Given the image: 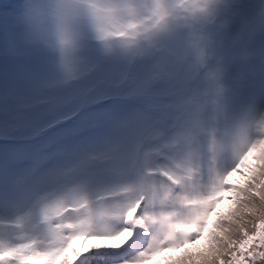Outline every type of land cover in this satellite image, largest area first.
<instances>
[{"label":"rangeland","instance_id":"obj_1","mask_svg":"<svg viewBox=\"0 0 264 264\" xmlns=\"http://www.w3.org/2000/svg\"><path fill=\"white\" fill-rule=\"evenodd\" d=\"M127 2L129 5L136 3L134 0ZM211 2L221 7L223 18L238 15L241 27L228 21L234 38L211 45L208 41L217 37L218 31L207 26V21L199 23L204 33V48L211 45V57L189 81H185L188 82L184 87L163 97L157 94L126 97L124 93L130 91H116L121 97L102 106L90 105L97 95L79 91L77 85L82 76L72 78L71 88L54 89L51 82L57 77H70L81 67L99 60L108 46H113L118 55L124 54V45L91 44L87 35L100 33L91 20L33 38L26 33L20 15L23 0L0 5V124L1 131L9 135L0 142V218L18 222L22 234L40 239L48 228L44 220V210L48 206L56 201L76 205L83 199L95 213L92 232L85 235L88 239L84 241L90 245H110L122 239L115 229L129 202L138 204L137 197L142 200L143 193L150 222L158 219L163 226L170 216L184 213V208H178L177 204L186 199L182 195L186 184H194L193 195L201 198L225 188L226 181L221 177L235 161L242 129L264 111V9L261 7L264 1ZM132 15L130 20L140 16L135 11ZM109 53L114 56L111 48ZM124 57L127 59L128 55ZM100 68L94 77L117 78L127 72L122 58L108 60ZM210 93L214 94L217 106L209 107L204 113L202 107L209 98L200 97ZM199 99L202 101L195 104ZM174 121H179V125L175 127ZM197 125L218 128L212 135V143L209 139L200 140L196 134ZM53 130L56 131L50 133ZM163 137L165 140L184 138L180 147L164 151L158 161L164 170L173 172L183 181L175 192L164 180L157 181L143 173L144 166H156L154 158H151L154 162L144 159L142 168L139 161L130 167L137 145L154 146L160 144ZM93 155L99 157L91 158ZM102 155L110 157L101 160ZM233 180L243 182L238 173ZM117 187H131L132 191L110 201L94 202V194ZM238 192L234 186L225 188L221 198L190 207L189 211L194 210L195 215L183 214L182 222L199 228L206 227L214 219L228 220L233 225L246 223L242 201L231 211L235 199L239 198ZM218 200L221 203L217 206ZM208 215L210 220L203 223ZM39 219L44 220L42 225L37 223ZM139 240L137 248L124 258L146 246V239L140 237ZM80 242L72 241L65 249L68 254L72 253L68 260L75 259V252L85 243ZM206 247L205 236L195 243L189 241L183 248L157 251L141 264H179L186 252ZM159 257L166 259L153 261ZM35 258L39 261L51 259L41 256L32 257L31 261L35 262ZM56 258L63 261L66 256L63 252ZM98 260L100 258L93 255L92 264H97Z\"/></svg>","mask_w":264,"mask_h":264},{"label":"snow or ice","instance_id":"obj_2","mask_svg":"<svg viewBox=\"0 0 264 264\" xmlns=\"http://www.w3.org/2000/svg\"><path fill=\"white\" fill-rule=\"evenodd\" d=\"M187 2L196 10L206 8L211 0H206L203 4L200 0ZM88 7L97 19L116 18L113 8L102 7L92 0H89ZM153 15L159 22L166 13L157 6ZM104 35L123 37L125 34L122 31L114 34L104 31ZM250 129L254 134L250 133ZM237 173L243 178L242 183L233 180L234 174ZM221 179L226 181L225 188L234 186L239 189L246 223L233 225L228 220L214 219L206 227L199 228L195 224L182 222L183 214L189 217L195 215L194 210L189 211L191 205L185 207L183 204H177L178 208H184V213L170 216L168 222L161 226L158 219L150 222L145 200L137 197L139 203L129 202V207L115 229V232L122 236L118 243L98 246L85 242L80 250L75 252L74 260L65 258L60 264H92L93 254L100 257L97 264H109L110 261L141 264V261L157 251L183 248L189 241L195 243L205 236L206 249L186 252L180 258L179 264H264V118L253 121L242 129L235 161ZM181 183L183 181L177 179V190ZM195 191L194 184H186L182 195L189 201L199 199L194 197ZM94 217L95 213L89 209L86 200H78L75 208L64 201H56L44 210L48 228L40 239L22 234L19 231L22 228L19 223L14 225L17 231L6 230L0 225V264H30L29 257L41 256L51 258L50 264H54L55 258L63 253L76 237L92 232ZM140 237L147 240L146 246L135 250L132 255L120 259H103L109 253L136 249Z\"/></svg>","mask_w":264,"mask_h":264},{"label":"clouds","instance_id":"obj_3","mask_svg":"<svg viewBox=\"0 0 264 264\" xmlns=\"http://www.w3.org/2000/svg\"><path fill=\"white\" fill-rule=\"evenodd\" d=\"M88 2L89 0H23L20 15L25 31L33 38H41L53 29H63L67 25L91 20L101 33L107 31L114 34L121 31L131 19L127 0H92L102 7L115 9V19H97L88 7ZM205 2L206 0H200L201 4ZM109 37L115 38V35ZM250 133L254 134L253 130L250 129Z\"/></svg>","mask_w":264,"mask_h":264},{"label":"trees","instance_id":"obj_4","mask_svg":"<svg viewBox=\"0 0 264 264\" xmlns=\"http://www.w3.org/2000/svg\"><path fill=\"white\" fill-rule=\"evenodd\" d=\"M88 65V64H87ZM87 65L86 66H84V67H81L80 69H78L77 71H76V74L77 75H79V76H84V74H85V72L87 73V72H89V70H90V68H92V67H89V68H87ZM129 81H131L132 83H131V85L130 86H133L136 82H137V80H138V76L137 75H129ZM154 81H155V73H152V76H150L149 78H148V81L146 82L145 81V85H144V87L145 88H147V90H149V89H151L152 87H154ZM239 198H237V199H235V203H234V205L231 207V211H232V209H234L233 207L235 206V205H238V204H240L241 203V201H242V198H241V195H240V191L238 192V195H237ZM237 210V209H236ZM235 210V211H236ZM235 211H234V213H235ZM222 215V214H221ZM224 219H227V218H224ZM87 239H85V241H86ZM84 240H82L80 243H84L85 242ZM73 245H77L76 243H74ZM130 251H132V250H129V251H123V252H118V253H109V254H107V255H105L104 257H103V259L104 260H109V259H112V258H115V259H120V258H124L125 256H126V254H128ZM64 254H65V256H66V258L67 259H69V257L72 255V253H70V254H68V251H64ZM93 255H95V254H93ZM99 257V256H98ZM100 258V257H99ZM95 259H98V258H95ZM159 259H166V258H163V257H159V258H156V259H153V261H156V260H159ZM60 262H61V260H58L57 258H55V262H54V264H60ZM115 262H118V261H110L109 262V264H113V263H115ZM173 262H157V263H155V264H172ZM30 264H50V259H47V260H43V261H37V262H33V261H31L30 260Z\"/></svg>","mask_w":264,"mask_h":264}]
</instances>
